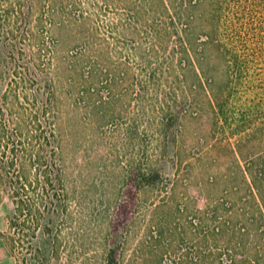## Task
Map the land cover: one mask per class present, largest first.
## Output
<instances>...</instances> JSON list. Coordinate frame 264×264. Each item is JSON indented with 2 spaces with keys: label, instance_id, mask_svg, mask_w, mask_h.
<instances>
[{
  "label": "rangeland",
  "instance_id": "1",
  "mask_svg": "<svg viewBox=\"0 0 264 264\" xmlns=\"http://www.w3.org/2000/svg\"><path fill=\"white\" fill-rule=\"evenodd\" d=\"M261 157L264 0H0L20 264H264Z\"/></svg>",
  "mask_w": 264,
  "mask_h": 264
},
{
  "label": "trees",
  "instance_id": "2",
  "mask_svg": "<svg viewBox=\"0 0 264 264\" xmlns=\"http://www.w3.org/2000/svg\"><path fill=\"white\" fill-rule=\"evenodd\" d=\"M227 57L229 60L226 63V67H235L236 73L237 71V66L240 63V59L237 58V55L235 52L231 51V53H228ZM230 64V65H229ZM244 173L246 174L244 176L247 188L250 191L251 196L253 197V200L257 204V206L260 207L261 210V218H264V157L261 158H253L249 161H247ZM157 173L152 174V176L149 177L151 180L156 178ZM148 182L150 183L151 181L146 177ZM260 200L263 201V203H260ZM125 206L122 207L124 209ZM38 219V216L36 215V220ZM112 258V257H111ZM114 260V259H113ZM18 264L20 262L18 261Z\"/></svg>",
  "mask_w": 264,
  "mask_h": 264
},
{
  "label": "crops",
  "instance_id": "3",
  "mask_svg": "<svg viewBox=\"0 0 264 264\" xmlns=\"http://www.w3.org/2000/svg\"><path fill=\"white\" fill-rule=\"evenodd\" d=\"M3 218L4 217L0 211V232L2 231L6 223ZM0 264H18L16 256L12 253L9 244L5 237L2 236V233H0Z\"/></svg>",
  "mask_w": 264,
  "mask_h": 264
}]
</instances>
